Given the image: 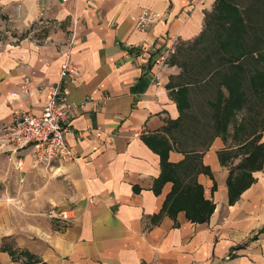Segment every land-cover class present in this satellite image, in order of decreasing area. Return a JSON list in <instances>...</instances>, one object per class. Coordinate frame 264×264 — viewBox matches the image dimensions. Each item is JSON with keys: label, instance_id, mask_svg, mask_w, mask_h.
Returning <instances> with one entry per match:
<instances>
[{"label": "crops", "instance_id": "0c3cea01", "mask_svg": "<svg viewBox=\"0 0 264 264\" xmlns=\"http://www.w3.org/2000/svg\"><path fill=\"white\" fill-rule=\"evenodd\" d=\"M218 1L0 0V133L42 113L64 63L79 71L58 99L78 105L77 161L0 146V264H264V103L254 121L246 102L220 115L239 94L220 79L253 89L256 70L214 81L221 60L205 75L184 53ZM144 9L157 17L141 30ZM175 38L155 84L150 48ZM64 209L73 220L51 215Z\"/></svg>", "mask_w": 264, "mask_h": 264}, {"label": "built area", "instance_id": "2783aa9c", "mask_svg": "<svg viewBox=\"0 0 264 264\" xmlns=\"http://www.w3.org/2000/svg\"><path fill=\"white\" fill-rule=\"evenodd\" d=\"M64 2L71 0H62ZM18 13L20 8L18 7ZM156 13L150 9H144L137 18V28L146 29L149 24L156 20ZM177 39L163 49L153 45L150 49L153 53L154 71L152 81L155 84L161 83V74L167 67L170 58L176 46ZM79 71L68 63L62 65L60 80L51 87V98L46 107L40 114H33L30 111L22 110L15 115L14 121L0 133V146L9 149L12 152H18L27 147L33 150V156L36 164L52 166L54 159L62 162H75L78 155L67 144L65 133L70 129L76 103H67L65 106L59 104L66 77L77 76ZM24 92L29 93L27 81L23 85ZM21 162L18 161V165ZM53 217L65 221L73 220L70 210H53Z\"/></svg>", "mask_w": 264, "mask_h": 264}, {"label": "rangeland", "instance_id": "374dc122", "mask_svg": "<svg viewBox=\"0 0 264 264\" xmlns=\"http://www.w3.org/2000/svg\"><path fill=\"white\" fill-rule=\"evenodd\" d=\"M233 3L237 5L236 9H232L234 16L240 15L248 19L251 17L252 22L257 24L262 23V28L259 30L251 29L248 24V32H238L236 38L234 33L225 30L224 21L226 17V8L223 5L217 8L215 17L209 15V12L205 17L204 29L201 33V36L197 40L196 47H187L188 55L198 56L201 63L198 64L200 72L205 75L210 71V69L216 68L220 64L221 71L216 73L214 76V81L219 77L223 76V70L225 67L229 68L231 73L234 75H239L243 73H248V69L256 70L257 72L264 71V64L262 63L261 68L259 66V58L264 60V17L263 19L255 15V11L252 9L258 3L264 5V0H225V3ZM246 7H251L247 10ZM214 19V22H211ZM228 32V33H227ZM238 36V37H237ZM246 40H240V39ZM236 39V40H235ZM178 41L174 48L173 54L170 58V61L173 55L177 51ZM212 60V63H211ZM258 61V62H257ZM258 69V70H257ZM235 77V76H234ZM232 79L228 76L226 78H221L219 81L220 86L229 88L238 89V97H241L243 100H246V105H257L254 97V89H252L248 81H239V76ZM211 81V80H210ZM222 88V87H221ZM260 96V100L264 103V86L257 89Z\"/></svg>", "mask_w": 264, "mask_h": 264}, {"label": "trees", "instance_id": "16d2710c", "mask_svg": "<svg viewBox=\"0 0 264 264\" xmlns=\"http://www.w3.org/2000/svg\"><path fill=\"white\" fill-rule=\"evenodd\" d=\"M259 1H263V0H259ZM224 4V7L226 8V14L224 15V17H226L225 21L223 22L224 25H225V30L229 32H232L234 33V37L236 38V35H238V32H248V24H249V27L251 29H256V30H259L262 28V23L259 25L257 24L256 22H252V19L251 17H249L248 19H246L245 17H241L239 14L238 15H235L233 14V11L232 9H236L237 8V5L233 4V3H225V0H219L217 5L215 6L214 10L209 13V15L211 16H214L215 17V14H216V11H217V8L220 7V5H223ZM247 10H249L251 7H246ZM254 11H255V15L257 17H260L263 19L264 17V5L263 4H260L258 3L256 6H254L252 8ZM211 22H214V19L212 20V17H211ZM228 33V32H227ZM238 37V36H237ZM236 40V39H235ZM241 41L242 40H246L245 39V36H244V39H240ZM258 70V69H257ZM239 81H242L239 79ZM251 85L254 89V92H255V100H256V103L259 102L260 100V95L259 92H257L258 88L259 87H262L264 86V71H260L259 72H255V74L252 76V79H251ZM233 89V88H231ZM236 91L238 92V89H236ZM239 94H232L231 96L227 97V96H221L220 97V101H221V104L225 103V108L227 107V109L225 110L224 113H220V115H227V116H236L235 112L233 111H229L230 108H234V107H237L239 108L238 106L239 105H242L244 104V102H246V100H243L241 97H238ZM264 100V99H263ZM229 104V105H228ZM227 105V106H226ZM251 107V105H248ZM252 109V112H251V117L250 119L252 121H254V119H257L258 116H259V111L258 110H255V105L253 107H251ZM224 116H221V120H224ZM264 119V112H262V120ZM227 125V121H225V127ZM264 129V127H263ZM261 151H263V148L261 146H257L256 147V150L253 151V158H254V155L256 153H260ZM162 176L165 178L166 176L164 175V173L162 174ZM206 217V216H205Z\"/></svg>", "mask_w": 264, "mask_h": 264}]
</instances>
